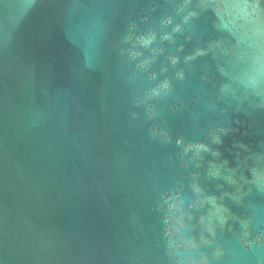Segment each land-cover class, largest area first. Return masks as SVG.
I'll list each match as a JSON object with an SVG mask.
<instances>
[{"label": "water", "instance_id": "water-1", "mask_svg": "<svg viewBox=\"0 0 264 264\" xmlns=\"http://www.w3.org/2000/svg\"><path fill=\"white\" fill-rule=\"evenodd\" d=\"M0 264H264V0H0Z\"/></svg>", "mask_w": 264, "mask_h": 264}]
</instances>
